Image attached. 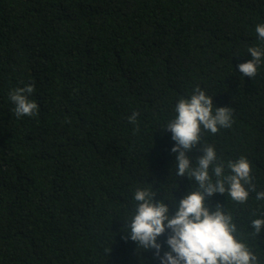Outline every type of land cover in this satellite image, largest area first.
Returning a JSON list of instances; mask_svg holds the SVG:
<instances>
[{"label": "trees", "instance_id": "trees-1", "mask_svg": "<svg viewBox=\"0 0 264 264\" xmlns=\"http://www.w3.org/2000/svg\"><path fill=\"white\" fill-rule=\"evenodd\" d=\"M258 23L264 0H0V264H140L123 232L135 189L151 184L174 212L195 187L163 127L197 86L233 123L188 155L245 156L264 190V65L239 71L264 46ZM28 84L38 108L18 117L9 93ZM209 200L264 264L250 230L264 201Z\"/></svg>", "mask_w": 264, "mask_h": 264}, {"label": "clouds", "instance_id": "clouds-1", "mask_svg": "<svg viewBox=\"0 0 264 264\" xmlns=\"http://www.w3.org/2000/svg\"><path fill=\"white\" fill-rule=\"evenodd\" d=\"M255 32L257 39L264 41V23H258ZM248 53L253 59L240 63L239 71L242 76L253 77L264 65V46H250ZM32 92L31 84L10 91L18 117L37 110L38 104L30 99ZM174 112L163 127L175 142L171 148L175 153L173 168L177 177L187 176L195 187L176 202L174 212L165 199H155L151 184L137 187L133 193L134 210L123 226L124 238L136 245L134 254L140 257V264H262L238 234L232 214L219 204L213 210L209 200L222 193L242 204L255 192L256 200L264 201V190L257 191L253 184L249 159L241 156L225 162L212 144H206L202 155L195 159L188 155L205 130L215 134L232 126L231 108L216 107L213 96L197 86L190 95L176 101ZM137 115L133 112L129 121L135 123ZM250 230L255 236L264 234V216L252 219ZM148 251L152 256L145 260Z\"/></svg>", "mask_w": 264, "mask_h": 264}]
</instances>
